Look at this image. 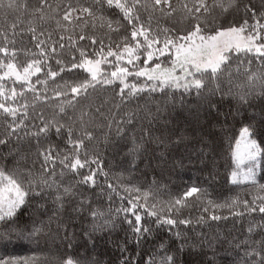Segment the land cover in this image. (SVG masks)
Segmentation results:
<instances>
[{
	"label": "snow or ice",
	"instance_id": "snow-or-ice-1",
	"mask_svg": "<svg viewBox=\"0 0 264 264\" xmlns=\"http://www.w3.org/2000/svg\"><path fill=\"white\" fill-rule=\"evenodd\" d=\"M241 9L242 22L227 21L229 13ZM0 11H4L5 19L9 11L30 12L33 18L44 23L54 21L59 32L58 40L52 39V32L42 38L44 31H38L30 20L27 31L31 34L33 51L15 46L20 16L7 30L0 28V161L12 157L11 166L0 165V245L6 247L17 241L39 245L46 236L50 237L51 216L48 225L36 219L30 222L22 219L26 209L30 217L41 215V209L47 212L49 200L56 205L53 210L56 234L63 228L69 245L73 243V237L67 232L68 222L74 219L71 213L84 210L86 204L91 215L89 239L110 225L115 228L111 206L107 212L90 206L88 189L99 188L101 193L107 192L110 202L114 195L119 196L121 204L114 209L115 217L122 215V222L129 226L130 235L121 247L119 264H181L178 257L186 248L212 247L216 237L189 241L185 236V229L194 220L184 212L197 204L200 214L195 218L196 223L251 217L248 235L235 244L236 249L243 246V254L237 251L230 264H264V183L256 175V170L264 167V0H260L258 7L255 0L243 5L238 0H175V3L173 0H57L54 4L38 0L31 8L23 0H0ZM105 13L122 17L126 25L120 19L108 18ZM177 15L180 28L159 25L161 18L174 19ZM249 19L253 21L251 24ZM153 21H156L155 28ZM97 25L104 29L99 36L95 32ZM82 41L89 43L82 44ZM88 47L93 48L92 53L87 52ZM66 51L71 54L67 62ZM20 53L25 57L22 61L18 58ZM253 58L259 67L253 68ZM50 60L55 61L56 67ZM233 62H236V73L243 76V81L226 93L236 101L235 112L223 114L224 124H219L217 118L218 137L213 133L202 134L198 149L193 147L190 154L176 158L170 151L172 146L187 145L190 138L182 131L169 129L168 120L163 119V114L175 110L174 93L195 91L199 107L207 109L209 114L216 109L219 115L212 98L223 92L221 84L225 78L232 83ZM103 65H108L110 70L102 68ZM64 73H70L71 78L66 79ZM37 84L42 87L38 89ZM108 92L118 97L119 102L113 100L115 111L109 109L105 127L109 132L115 128V135L126 144L128 167L125 171L129 175L141 163L146 170L155 168L163 172L168 168H183L185 159L189 164L198 163L211 175L217 165L216 139L222 137L235 163L230 182L237 187L248 185L251 199L229 197L222 203L207 199L206 189L196 183L161 199V189L155 180L152 184L126 183L123 175L110 176L104 171L94 146L97 138L89 130L91 118L86 121L87 114L83 111L84 102L95 94ZM154 93L161 95L155 98ZM138 97L144 99L143 107L137 105L130 109L128 102ZM37 104L48 105L53 111L50 116L38 117L41 123L33 126V132L26 120L30 110L35 112ZM153 104L155 110L150 106ZM69 109L73 113L79 111V116L74 119ZM242 109L257 110L241 123L238 133L229 135L227 120L229 116L235 120ZM53 129L58 138L65 139L66 150L59 151L51 144L44 149ZM28 137L37 140L36 157L42 161L39 172L29 168L26 155L12 146L13 138L19 144ZM104 140L109 142V136L105 135ZM57 166L61 169L59 173ZM67 173L73 180L64 181ZM100 176L104 177L103 186L99 183ZM112 180L116 183H111ZM66 205L71 211L65 216ZM253 214L259 216V223ZM146 218H149L147 223ZM153 225L161 231L167 227L181 243L179 249H174L161 241L162 252L153 251L145 261L141 249L145 237L155 234ZM181 225L184 229L179 228ZM133 241L135 255L129 253L125 257L126 245ZM0 264L102 262L95 257L58 252L43 260L0 257ZM211 264H217L215 253Z\"/></svg>",
	"mask_w": 264,
	"mask_h": 264
},
{
	"label": "trees",
	"instance_id": "trees-1",
	"mask_svg": "<svg viewBox=\"0 0 264 264\" xmlns=\"http://www.w3.org/2000/svg\"><path fill=\"white\" fill-rule=\"evenodd\" d=\"M7 2V0H5ZM23 2L27 3L29 8L38 3V0H23ZM49 3H56L57 0H48ZM211 2V0H209ZM238 2L243 5L246 3H250V0H238ZM175 3V0H173ZM260 0H255V4L258 7ZM118 11V10H115ZM110 19H120L121 23L126 25V21L122 20V17L116 16L113 17L111 13H105ZM251 14H249L250 17ZM17 16H20L21 22L17 23V35L15 36L16 47L18 49H34L33 42L31 41V34L27 31L29 28V21H32V25H34L38 31L43 30L45 36L42 38H46L48 32H52V39H59V32L55 30L54 21H49L44 23L40 21L38 18H33L30 12H11L9 11L7 14V18L5 19L4 11H0V28L8 29V25L13 22H16ZM145 19L147 16L145 14ZM244 18V13L242 9L237 12L233 10L227 16V21L236 20L238 22H242ZM224 22V21H218ZM253 21L249 19V23L251 24ZM156 21H153V27L155 28ZM159 25L161 27H174L180 28V17L177 15L174 19L161 18L159 20ZM104 29H101L99 25L95 29V32L99 36ZM123 32V29H121ZM11 36V33L9 32ZM113 39H116V34H113ZM2 41V38H0ZM82 44H88V41H82ZM105 43H107V38H105ZM93 48L88 47L87 52L92 53ZM78 56V53L76 54ZM19 60H24L25 57L23 53L18 55ZM71 54L69 52H65L64 60L67 62L70 60ZM110 60L113 58H109ZM242 59H244L242 57ZM50 64L53 67H56L55 61L50 60ZM253 68L259 67L257 61L253 58L252 61ZM105 69H108V65H104ZM236 62H233L232 66V83H229L227 78L222 82L221 87L223 92L217 93L212 99L217 105V109L219 111V115L217 110L214 109L211 114H209L208 110L205 108L199 107V101L196 97L195 91L191 93H182L175 92V110H170L169 113L163 114V119L168 120L167 127L173 131H182L186 135L189 136V141L187 145L185 144H174L170 151L176 156V158H180L181 156H186L192 152L193 147L198 149L200 147L198 140L200 135L213 133L215 137L219 136V125H216V120L218 118L219 124L225 123L224 113H234L236 109V101L232 96L227 95V91L229 88H234L235 84L243 81V76L238 75L235 71ZM110 70V69H108ZM75 71H81L79 69ZM41 76L43 73L40 74ZM66 79L71 78L70 73L62 74ZM87 75V73H82V76ZM33 80L36 77L32 78ZM59 79V77L57 78ZM131 79V78H130ZM51 84V81L49 82ZM36 87L40 89L42 86L37 84ZM29 95V99H31V94ZM147 94H144L146 96ZM160 93H154L153 97L159 98ZM182 97V103H181ZM118 103L119 98L113 97L111 92L108 93H98L91 97L88 101L84 102L85 106L83 111L87 114L85 116L86 121L91 118V124L89 130L94 133L96 136V141H94V146L99 153V159L101 160V164L104 168V171L109 172L111 175L120 176L123 175L125 178V182L136 183L139 182L141 184H152L155 180L158 182V186L161 189V199H167L168 193H176L178 189L185 187L188 184L196 183L201 185L207 191V199H211L218 202H224L229 197H237L240 199H251V196L248 193V185L241 184L239 187L233 185L230 182V172L232 170V160L230 158L229 146L223 140V138L216 139L215 149L217 155V165L215 171L210 175L209 170L203 169L198 163L197 164H189L187 159H185L183 168L175 167L168 168L163 172L159 169H149L146 170L144 164L141 163L138 168H134L131 172V175L125 169L128 167L127 161L128 158L126 156L127 146L126 144L115 135V128L109 132V129L105 127L106 119L105 116L108 113L109 109H113V100ZM145 101L142 97L134 98L129 104L130 109H135L137 105L143 107ZM258 103V101H257ZM87 105H90L87 106ZM153 110H155V105H150ZM99 108V111L97 109ZM257 109H247L241 110V114L236 116L235 120L229 116L227 120L229 135L232 133H238V129L241 126L242 122L248 120L249 116L252 115L254 111ZM53 109L48 105H36L35 112H31L30 117L26 120L27 126L34 132V125H39L41 121L38 117L43 114L44 116H50ZM69 114L73 116L75 119L79 116V111L73 113L71 109H69ZM153 124H156L154 121ZM213 125H216L213 127ZM139 126L138 124L136 125ZM159 127V125H156ZM132 127V126H129ZM23 137V132L20 134ZM105 135L109 136V142H105ZM129 137L131 133H128ZM49 144H51L54 148L59 151H64L68 148V145L65 143V139L63 137L58 138L55 130L53 129L49 136V143L44 144V149L48 148ZM12 146L19 148V150L24 153L27 157V166L29 168L34 167L37 172H39L41 167L40 160H37L36 157V148H37V140L34 137H28L26 139H22L19 144L15 138H13ZM153 148L155 145L152 146ZM6 151V150H5ZM193 159L195 157L193 156ZM12 157H7L5 160L0 161V165L8 167L11 166ZM60 167L57 166V173L60 172ZM60 177L57 176V180L59 181ZM65 182L73 180V177L70 173H67L63 178ZM257 180L261 183H264V167L259 168V172L257 174ZM104 177H99V183L103 186ZM111 183L115 184L116 181L112 180ZM90 197V206L93 208L101 207L105 212L108 211L109 207L113 209V219L115 220V228L111 227V225L104 229L102 232H96L92 235L91 239H89L87 232L91 231L89 227V223L91 220V215L87 211L89 204L85 205L84 210H80L75 213H71L74 217L70 222H68L67 232L69 236L73 237V243L69 245L68 241L65 239V230L62 228L59 230V235L56 234L57 225H56V215L53 211L56 205L52 204L49 200L46 207L47 212L44 209H41V215L36 217H30L27 209L23 215V220L31 221V219H36L37 221H43L45 225L49 224V216L52 217L51 221V236H46L43 240L40 241L39 245L29 244L26 241H17L12 244L5 246L0 245V257L3 258H24V257H36L38 260H43L46 257L55 254L68 252L72 253L74 256L79 255L81 257H95L99 259L102 264H119L121 260V247L125 245V242L130 235L128 231L129 226L126 223H123L122 215L120 218L115 217L114 209L119 207L121 204V200L119 196H113L112 201L110 202L107 197V192L101 193V190L88 189L87 192ZM126 204L127 201H124ZM199 205H195L189 209H186L184 212L185 216L189 214L193 218L194 222L185 229V236L189 241H201L204 240L205 237L212 238L216 237L213 241L212 247L207 245H201L196 248H186L182 253H180L178 259L181 261V264H211V260L213 254L215 253V257L217 260V264H230L233 255L239 252L240 255L243 254V246L239 249L235 248V244L240 240H243L246 235H248V225L251 217H229L228 220L213 222L210 219L206 220L203 223H196L195 218L200 214L197 211ZM67 211L63 215H67L68 212L71 211L70 206L66 205ZM255 216L256 222L259 223V216L253 214ZM149 218H146L145 222H148ZM39 226V223L37 224ZM156 228L155 225H153ZM179 228L184 229V226H179ZM174 231V230H173ZM161 241H164L168 244L169 248L179 249L180 240H177L172 233L164 228L163 231L156 228L155 234L152 236L145 237L143 241V247L141 249V254L143 259L147 261L151 258L153 251H161L159 249V244ZM127 251L124 253L126 257L129 253L135 255V242L127 243L126 245ZM159 259V257H157Z\"/></svg>",
	"mask_w": 264,
	"mask_h": 264
},
{
	"label": "rangeland",
	"instance_id": "rangeland-1",
	"mask_svg": "<svg viewBox=\"0 0 264 264\" xmlns=\"http://www.w3.org/2000/svg\"><path fill=\"white\" fill-rule=\"evenodd\" d=\"M102 68H104V65L102 66ZM232 169L235 167V163L232 161ZM246 170V169H245ZM258 172H259V168L256 170V175L258 174Z\"/></svg>",
	"mask_w": 264,
	"mask_h": 264
}]
</instances>
